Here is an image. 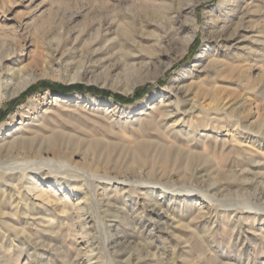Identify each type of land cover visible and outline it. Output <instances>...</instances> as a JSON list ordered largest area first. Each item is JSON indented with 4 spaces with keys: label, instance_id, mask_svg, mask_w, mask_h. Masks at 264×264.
Instances as JSON below:
<instances>
[{
    "label": "rangeland",
    "instance_id": "rangeland-1",
    "mask_svg": "<svg viewBox=\"0 0 264 264\" xmlns=\"http://www.w3.org/2000/svg\"><path fill=\"white\" fill-rule=\"evenodd\" d=\"M193 3L195 21L186 6ZM151 12L157 15L152 17ZM178 12L179 21L173 23ZM73 13L77 16L71 20ZM100 24L109 33L103 31L96 38ZM122 26L136 44L118 36ZM194 28L195 38L187 44ZM60 32L64 55L48 46ZM5 42L27 43L19 61L26 64L36 58L30 65L38 74L32 85L81 84L128 98L145 91L141 98L123 103L91 92L62 94L46 87L15 103L5 100L0 107V126L14 109L32 98L27 115L40 112V121H31V125L46 134L62 129L82 139L81 150L94 141L95 152L100 154L104 141H109L117 143V151H121L120 145L161 138L149 121L152 111L148 108L162 96L163 105L170 104L168 85L183 90L194 80L211 88L217 80L225 88L222 94L230 106L224 109L227 114L221 113L219 128L207 129L211 134L208 144L214 147L217 136L218 162L225 161L233 170L248 165L252 172L246 176L255 179L251 187L264 190V0H0V46ZM33 50L42 51V57ZM149 50L161 53L149 71L136 73L127 67L134 58L126 52L141 54L135 58L141 61ZM135 78L141 80L128 91ZM191 88L183 90L184 109L200 99L196 88ZM55 96L62 100L56 103ZM182 120V115H175L170 122L181 125ZM228 128L238 132V141L229 136ZM178 139L182 145L187 142L185 136L178 135ZM204 166L201 185L209 183L212 172L209 165ZM93 168L97 177L106 174L102 167ZM78 182L53 193V198L59 197L58 207L66 212L49 206L52 226L43 221L45 207L33 191L28 196L25 191L31 209L28 215L21 210L20 219L13 218L18 229L0 224V264H264V228L258 231L259 224L253 220H232L202 201L176 203L160 197L151 201L131 194L126 202L115 193H110L111 203L104 202L103 209L93 206L87 214L79 211L85 204V190L84 181ZM37 183L53 191L50 180L38 179ZM111 224L115 228L107 229ZM21 227L24 232L18 231ZM111 230L118 237L109 244Z\"/></svg>",
    "mask_w": 264,
    "mask_h": 264
},
{
    "label": "bare ground",
    "instance_id": "bare-ground-1",
    "mask_svg": "<svg viewBox=\"0 0 264 264\" xmlns=\"http://www.w3.org/2000/svg\"><path fill=\"white\" fill-rule=\"evenodd\" d=\"M186 6H188L187 9L190 10L189 12L195 21L196 4L193 3ZM149 15L154 17L157 13L151 12ZM76 16L77 14L73 13L71 20H74ZM51 17L49 15V18ZM179 17L180 14L178 12L176 17L172 18V22H178ZM40 20L37 23L35 22V24H39ZM45 24L46 21L42 23L43 26ZM103 26L104 24H100L96 38L103 31L105 34L109 33V28L104 29ZM36 28L42 27L36 26ZM117 34L118 36L122 34V36L127 37L128 41L131 39L136 44V40L130 37L131 35L126 27H119ZM194 38L195 28L187 44H190ZM54 39L56 40L55 43H48L49 48H52V52L64 55L65 50H62L64 42H62L61 32L57 33ZM26 46L27 43L25 42L15 45L5 42L0 46V107L5 100H13L37 81L38 74L30 68L36 58L26 64H23V61H19L25 56ZM34 52H37L36 54L42 57V51L35 50ZM50 53L49 51L47 55L50 56ZM126 53L127 57L134 58L131 64H126L127 67L133 72L142 74L144 71H149L157 63L161 55L158 51L149 50L141 61H136V56L141 54L138 55L131 51ZM138 78H135L131 89L128 91H131L140 82L141 79L139 80ZM72 79L75 78L73 77ZM218 83L216 80L213 83V87L208 88L206 83L203 84L191 80L184 89L196 88V96L200 99L188 109H184L182 104L184 89L174 87L175 85H168L170 91L168 100L170 104L168 106L163 105L165 97L162 96L159 102L151 103L148 108V110L152 111L149 121L161 138L156 141L146 138L140 141L137 140L138 142L134 144L120 145L121 151H117V143L104 141L105 145L100 154L95 152L96 145L93 143L94 141L89 142L88 145L86 144L87 147L81 150L80 143L82 139L80 137L62 129L46 134L40 128L31 125V121H40L41 117L40 112L33 117L27 115L30 114V106L33 103L32 98L25 104L18 106L0 126V224L8 228H17L15 226L18 225H15L13 218H19L21 210L26 214L29 212L31 205L27 196L33 191L36 199L45 207V212L42 215L43 221H47L50 226L54 225V220L50 218L52 212L49 206L63 213L66 210L58 207L59 203L57 200L59 197L57 196V199L53 198V193H57V190L63 192L71 184L79 183L78 181L82 180L84 181L81 185L85 190V204L79 207V211L86 210L87 214L91 212L89 210L93 206L100 209L104 207V202H110L109 200L113 195L110 193H115L117 197H123L126 202L131 197V194H136L138 195L137 197L147 200L149 198L151 201L158 200L159 197L176 203L177 201H202L206 203L209 209H213L218 214L222 213V216L232 220L240 222L242 218L248 221L253 220L254 224H259L258 231H263L264 190L259 187H251L255 179H250L246 176L248 172H252L251 167L248 168L247 165V167L239 168L240 170L228 169L225 161L223 160V163L218 162L219 159L216 157L217 145L215 144L218 142V137L216 136L215 138L214 147L208 144L211 134H207V129L213 127V129L217 130L219 124L223 121L221 113L227 114L225 110L230 106L227 105L230 101L227 102L225 99V102L222 94L225 88ZM63 98L68 99L67 96ZM53 100L57 103L62 99L59 96H55ZM156 114L160 116L159 119H156ZM175 115H182L183 122L180 121L181 125L171 124L170 119ZM228 131L230 133L229 136H232V138L236 140L240 138L239 134H237L238 132L236 133L234 129H229ZM178 135L185 136L187 141L185 145L181 144ZM94 165L102 167L106 174L103 177H97L92 172ZM204 165H209L212 168V172L208 179L209 183L201 185L200 180L203 179V172L206 168ZM38 179L45 182L50 180L52 185H54L53 191L45 190L46 187L42 183H37ZM29 182L31 184L27 186L26 183ZM234 184H236V187ZM17 199L18 201H16ZM33 208L35 209V207ZM99 213L102 212L99 211ZM223 219L225 218L223 217ZM30 222L32 223V221ZM114 226V224L106 225L107 229L115 228ZM18 231L24 232L25 227L19 228ZM115 236H117L115 230H111V233L107 235V243L111 242V240L113 241ZM89 258L91 260L93 257L89 256Z\"/></svg>",
    "mask_w": 264,
    "mask_h": 264
},
{
    "label": "trees",
    "instance_id": "trees-1",
    "mask_svg": "<svg viewBox=\"0 0 264 264\" xmlns=\"http://www.w3.org/2000/svg\"><path fill=\"white\" fill-rule=\"evenodd\" d=\"M46 87H49L50 89H52V90H54L56 92L62 93V94H70L74 90H79V91H83V92H91V93H94L96 95L105 96V97H107L109 99H114V100H117V101H120V102H123V103H130V102L135 101L136 99L141 98L142 95L144 94V91H145L143 89L142 91L137 92L135 94V97L128 98V97H125V96H123L121 94H112L109 91L102 90V89H99L97 87H86V86L81 85V84H74V85L66 86V85H63V84H50V83H47V82H40L37 85H32L27 91H25L23 93V95H21L19 98H15L11 102L15 103L18 100H20L21 98H25L26 96H28L30 93H32L34 91L45 89Z\"/></svg>",
    "mask_w": 264,
    "mask_h": 264
}]
</instances>
